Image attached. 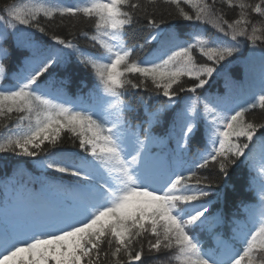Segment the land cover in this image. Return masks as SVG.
I'll return each instance as SVG.
<instances>
[{"label": "snow or ice", "instance_id": "obj_1", "mask_svg": "<svg viewBox=\"0 0 264 264\" xmlns=\"http://www.w3.org/2000/svg\"><path fill=\"white\" fill-rule=\"evenodd\" d=\"M13 39L0 163L41 176L0 206V264H264V73L256 91L208 93L242 48L264 68V0H10L0 45ZM81 72L87 101L67 92ZM245 166L257 202L233 211Z\"/></svg>", "mask_w": 264, "mask_h": 264}, {"label": "trees", "instance_id": "obj_2", "mask_svg": "<svg viewBox=\"0 0 264 264\" xmlns=\"http://www.w3.org/2000/svg\"><path fill=\"white\" fill-rule=\"evenodd\" d=\"M21 0H16L17 3H20ZM10 2V0H0V7H3L6 3ZM23 3L24 2L23 0ZM31 3V2H28ZM232 13H229V16L231 17ZM259 19V18H256ZM80 27L85 31H91V28L87 25H80ZM59 31V30H57ZM177 31H180L179 29ZM37 36H39V33H36ZM181 38H183V35H181ZM82 47H88V45L85 43L83 39H80L78 41ZM17 41L13 39L10 43V45H1L2 47L8 48L12 47L13 49L16 47ZM251 46L249 45L248 48H242V55L247 52V50H250ZM259 49V48H257ZM91 50V49H90ZM241 55V56H242ZM240 56V57H241ZM240 59V58H239ZM235 61L233 64L228 66V72L227 74H232L234 76L235 81H239L243 77H241V69L240 67H237L233 69V65L237 64L239 61ZM4 63L9 67V71H13L16 68H18L17 64V57L13 56L9 60H5ZM226 74V75H227ZM225 75H221L218 77H215L212 81H216V87L212 89L213 96H219L218 92L222 95L226 92L225 85H223L220 88V85H222V81L224 80ZM94 84L92 81V78L87 73L81 72L78 73L76 77H74L72 83L68 86L67 92L70 97H79L83 98V100H87L90 91L92 90ZM220 88V89H218ZM223 88V89H222ZM218 89V90H215ZM250 88L248 87V91L251 92ZM209 92V91H208ZM143 94V93H140ZM142 113V110H139ZM131 119V116L129 117ZM264 118V113H256V119H262ZM157 135L160 134L159 130H156ZM200 145H197L196 147H199ZM170 147H174V143L170 145ZM195 150V148H194ZM156 151H159V149H156ZM6 159L9 161L7 164L0 163V202H11L12 199L15 198L17 193L27 195L28 192L31 191H38L39 190V183L36 182V178H39L41 176V170L38 168H35L32 163H23V161L29 160V158H19V157H12L9 155L6 157ZM19 160L22 162V167L26 170V175L22 178V183L14 184L12 177H13V170L16 167V161ZM253 176L254 173H251L250 170L247 167H243L241 170H238V172L234 175L233 180L230 181V184H234L237 186V191L232 195L231 201L229 204V207L232 208L233 211H235V208L232 207V202L235 204H239L240 201H244L246 204H255L257 202L256 193L259 189L258 183L253 182ZM16 180H20V177H16ZM51 179V177H49ZM64 183H67V180L65 179L63 181ZM226 227L221 228L220 231H225ZM206 236H202L201 239H205ZM162 260L167 259L166 257L162 256Z\"/></svg>", "mask_w": 264, "mask_h": 264}]
</instances>
